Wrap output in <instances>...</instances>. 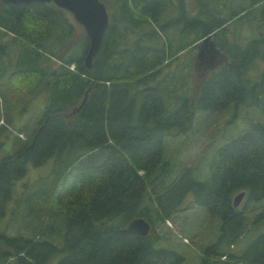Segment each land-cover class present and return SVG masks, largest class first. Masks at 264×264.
<instances>
[{
	"label": "trees",
	"instance_id": "16d2710c",
	"mask_svg": "<svg viewBox=\"0 0 264 264\" xmlns=\"http://www.w3.org/2000/svg\"><path fill=\"white\" fill-rule=\"evenodd\" d=\"M102 1L109 26L89 68L83 61L85 31L77 37L64 8L53 2L16 5L0 0V48L9 42L17 49L6 83L29 93L42 86L51 91L29 141L1 159L0 215L28 162L53 158L60 165L48 187L25 199L26 214L41 223L44 218L47 228L57 226L59 237L0 229V264H45L51 257L54 264H180V252L154 245L160 238L155 228L181 208L191 190L194 202L220 219L219 235L203 250L202 264L222 256L224 264H264V227L243 249L230 248L250 232L246 211L233 204L234 193L245 190L249 201L264 197V123L252 120L246 132L219 147L204 180L196 177L193 166L172 175L171 162L163 159L164 136L186 131L199 110L250 100L264 116V35L244 46L221 44L227 60L208 74L199 95L175 96L174 108L154 82L186 48L207 35L226 33L224 28L256 6L264 25V0L229 12L224 0H213L212 10V0H197L203 3L198 14L211 13L217 20L191 21V30H185L177 45L171 37L157 44L150 34L181 21L161 23L167 12L187 16L185 0ZM147 26L152 30L129 40L133 29ZM190 32L193 36L186 40ZM230 33L235 35L233 29ZM145 36L154 43L147 44ZM253 67L260 68L255 79L248 73ZM5 68L0 55V69ZM137 216L150 222L148 234L125 230ZM255 223L264 224V208L254 216Z\"/></svg>",
	"mask_w": 264,
	"mask_h": 264
},
{
	"label": "rangeland",
	"instance_id": "374dc122",
	"mask_svg": "<svg viewBox=\"0 0 264 264\" xmlns=\"http://www.w3.org/2000/svg\"><path fill=\"white\" fill-rule=\"evenodd\" d=\"M106 1L110 2V0ZM185 1L187 16L183 13L184 17H180L181 11L177 12L176 10L171 14L167 12L160 18L161 23L182 18L181 21L173 22L174 27L166 28V26L164 27L166 32L158 30L159 33L151 31L150 27L154 26L155 28L156 24L147 26L145 29H133L129 35V40L134 42L140 38L141 33L151 31L150 36L151 38H154L152 35L155 36V43L161 44L163 40L166 41L168 37H171L173 43L177 45L182 41V35L191 30L190 27L192 26L189 24L191 21L201 18L206 20L207 24H212L217 20V17H213L211 13L198 14V10L203 8L202 2L197 0L195 2L194 0ZM249 1L251 0H224L225 11L229 12L240 4L244 5ZM209 7L212 10L213 0ZM67 17L73 23L77 37H84L83 26L74 19L71 13L67 12ZM260 18V7L256 6L248 14L231 22L227 29L224 28L223 31L226 32L227 30L228 33L218 32L207 35L198 40L195 45L186 48L176 58L170 60V63L165 65L156 75L154 81H158L163 88L167 103L174 108L178 103L175 96L195 97L199 95L201 83L208 74L227 60V55L221 44L227 42L244 46L245 43L257 38L258 35H264V25ZM186 29L187 31H185ZM232 29L235 35L230 33ZM192 36L193 32H190L189 35L185 36V39L188 40ZM144 38L147 44L154 43L149 40L148 36ZM69 46L70 43L66 47ZM1 48L0 55L6 68L0 69V162L3 157L14 153L29 141L51 96V91L44 90L43 86L29 93L17 89L11 83H6L8 74L13 70L11 67L14 64L17 49L9 42ZM52 59L54 63L57 62L56 58ZM70 67L72 68L73 64ZM248 73L255 79L260 73V68L255 69L253 67L249 69ZM252 120L264 123V116L250 100L231 102L223 109L199 110L186 131L164 136L163 159L171 162L172 175L179 173L185 166H193L196 177L199 180H204L209 175L216 150L246 132ZM59 169L60 165H57L53 158H48L42 164L28 162L26 172L14 180L12 192L5 201L4 209L0 215L1 230L9 234L22 233L36 237H41L42 233L47 232L48 234L43 235L53 236L56 239L59 237L57 226L47 228L44 218L41 223V219H37V216L26 214L25 205L26 197L32 191L48 187ZM180 207L170 219L159 223L155 228L160 234V238L154 245L173 248L180 252L183 255L180 264H202L203 250L207 245L213 243L219 235L220 219L211 216L204 206L194 202L192 190L185 195ZM238 207L246 211L250 232L244 234L236 245L230 246L235 250L243 249L253 238V235L263 229V223H255L256 226H253L251 222L256 213L264 208V197L258 201H249L245 194ZM223 257L217 258L218 261L212 262V264H224L222 260H219L224 259ZM45 264H54V257L47 259Z\"/></svg>",
	"mask_w": 264,
	"mask_h": 264
},
{
	"label": "water",
	"instance_id": "95a60500",
	"mask_svg": "<svg viewBox=\"0 0 264 264\" xmlns=\"http://www.w3.org/2000/svg\"><path fill=\"white\" fill-rule=\"evenodd\" d=\"M11 4H31L34 2H53L57 6L71 12L74 19L80 23L87 36L88 45L83 61L85 66L91 67L94 56L100 51L104 35L109 26V12L107 6L102 0H5ZM209 36V35H208ZM86 98V93L81 103L76 107L79 108ZM246 194L245 190H240L233 195V204L238 206L240 200ZM151 229L150 222L142 217L133 218L125 230L133 231L141 235H146Z\"/></svg>",
	"mask_w": 264,
	"mask_h": 264
},
{
	"label": "flooded vegetation",
	"instance_id": "af4514ba",
	"mask_svg": "<svg viewBox=\"0 0 264 264\" xmlns=\"http://www.w3.org/2000/svg\"><path fill=\"white\" fill-rule=\"evenodd\" d=\"M3 1H5V0H3ZM24 4V3H23ZM17 5V4H16ZM66 10V9H65ZM67 11V10H66ZM67 12H69V11H67ZM69 13H71V12H69ZM72 14V13H71ZM73 15V14H72Z\"/></svg>",
	"mask_w": 264,
	"mask_h": 264
}]
</instances>
